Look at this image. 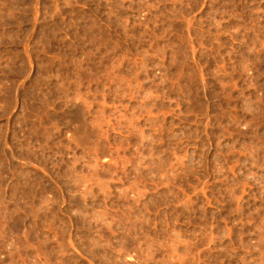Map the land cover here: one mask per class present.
<instances>
[{"label": "rangeland", "instance_id": "obj_1", "mask_svg": "<svg viewBox=\"0 0 264 264\" xmlns=\"http://www.w3.org/2000/svg\"><path fill=\"white\" fill-rule=\"evenodd\" d=\"M0 264H264V0H0Z\"/></svg>", "mask_w": 264, "mask_h": 264}]
</instances>
